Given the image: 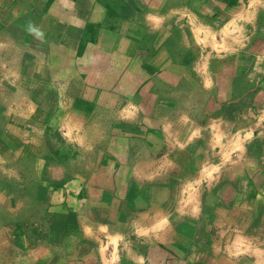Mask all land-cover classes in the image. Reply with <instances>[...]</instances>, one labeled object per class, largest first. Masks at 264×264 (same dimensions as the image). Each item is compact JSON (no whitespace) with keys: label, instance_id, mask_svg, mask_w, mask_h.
Listing matches in <instances>:
<instances>
[{"label":"crops","instance_id":"obj_1","mask_svg":"<svg viewBox=\"0 0 264 264\" xmlns=\"http://www.w3.org/2000/svg\"><path fill=\"white\" fill-rule=\"evenodd\" d=\"M245 3L52 0V12L42 8L33 25L24 14L23 22L9 16L8 51L32 35L37 52L60 54L58 90L69 93L57 100L71 101L63 116L75 155L56 172L46 206L44 195L22 213L0 206V264H264V156L246 146L241 156L235 140L240 104L264 105L262 90L241 97L234 66L228 80L216 75L213 92L199 49L221 47L215 29L244 21ZM3 4L0 53L12 12ZM248 37L253 59L214 61L216 70L259 64L264 28ZM225 116L231 125L210 124ZM211 131L233 132L229 145L239 155L223 157L224 167L209 163Z\"/></svg>","mask_w":264,"mask_h":264},{"label":"rangeland","instance_id":"obj_2","mask_svg":"<svg viewBox=\"0 0 264 264\" xmlns=\"http://www.w3.org/2000/svg\"><path fill=\"white\" fill-rule=\"evenodd\" d=\"M51 2L52 0H0V5L7 3L12 9L6 17L4 13L1 16L4 15L7 22L9 16L15 15L17 20L23 22L21 19H24L26 15L29 25L30 23L33 25L34 16L42 8L45 9V13L52 12L46 8L51 6ZM245 2L241 6L243 10L241 13L245 16V18L242 16L244 21L226 20L220 22V24L223 23L224 28L221 29V26L219 30L215 29L221 47L210 45L201 46L199 49L202 53L201 57L209 64L210 90L217 92L218 83L214 81L216 75L225 76L223 78L228 80L233 73L230 71L231 67L236 66L241 70L239 75L233 76L237 85L236 89L240 88V96L251 98L253 95L257 96L258 90H262L263 95L261 94L260 97L264 98V64H262L264 53L257 57L259 64H223L219 71L214 67V61L238 60L243 55L253 59L255 55L248 51L252 45L248 42L251 41L248 34L252 31L260 32L264 28V0H253V3L245 0ZM22 22H20L21 25ZM10 26L7 22L1 30V47L4 51L0 53V140L2 145L0 147V187L2 188L0 206L6 214L9 211L22 213L25 209L34 207L35 204L32 201H40L41 195H44L43 205L46 206L52 196L48 192L53 193L58 188L56 172L59 169L62 170L64 163L67 171L75 155L74 138L68 131L70 116H63V111L68 110L71 101L63 103L57 100L69 93L65 91L61 94V88L58 90L55 69L56 64L59 63L57 57L60 54L51 51L37 52L40 38L32 35L17 39L15 43L17 52L8 51L11 40L7 32ZM213 37L216 41L214 35ZM224 40L226 43L223 42ZM234 49H236L235 52H233ZM70 56L71 54L64 56L66 69L72 62ZM70 70L72 68L67 71ZM11 75L13 80L16 79V84L10 83ZM69 77L72 78V73ZM26 81L29 85H25ZM248 92L254 94H248ZM232 94H230L231 97H233ZM242 103L239 118L242 129L240 133H235V140L242 146L241 156L244 154L245 146L248 149L250 147L256 149L257 156H264V105L253 100L247 102L248 104L243 101ZM232 121L233 118L225 116L223 120L221 118L217 121L210 120V124L218 122L222 127L223 124L231 125ZM213 128L216 129V127ZM232 133V131L209 132L207 151L210 164L215 162L219 163L220 167H224L221 164L223 157L224 163H227L231 162L233 155H239L238 149L233 152L232 145H229L231 144L229 141L233 139ZM67 162L68 165H66Z\"/></svg>","mask_w":264,"mask_h":264},{"label":"bare ground","instance_id":"obj_3","mask_svg":"<svg viewBox=\"0 0 264 264\" xmlns=\"http://www.w3.org/2000/svg\"><path fill=\"white\" fill-rule=\"evenodd\" d=\"M20 24H18V26H19ZM16 26V25H15ZM26 26V25H25ZM19 32V31H18Z\"/></svg>","mask_w":264,"mask_h":264}]
</instances>
